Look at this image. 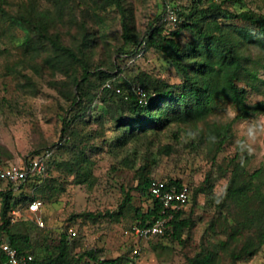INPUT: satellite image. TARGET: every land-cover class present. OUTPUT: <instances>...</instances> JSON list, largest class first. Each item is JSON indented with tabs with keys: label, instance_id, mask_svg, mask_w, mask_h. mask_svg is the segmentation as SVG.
Instances as JSON below:
<instances>
[{
	"label": "rangeland",
	"instance_id": "rangeland-1",
	"mask_svg": "<svg viewBox=\"0 0 264 264\" xmlns=\"http://www.w3.org/2000/svg\"><path fill=\"white\" fill-rule=\"evenodd\" d=\"M174 6L182 9L188 0H172ZM244 8L264 12V0H243ZM128 20L133 31L142 37L149 25L158 21L161 0H123ZM236 3L229 7L240 8ZM84 7V6H83ZM6 10L13 17L32 9L54 11L48 0H6ZM70 9V8H69ZM71 19L75 15L88 25L89 30H97L89 18H82L77 2H72ZM107 42L98 40L91 49L90 59L93 67L109 66L116 61V47L122 45L120 37V14L114 7L102 12ZM57 21L50 32H60L66 44L79 41L78 26L70 20ZM26 30L11 18L0 16V160L1 165L22 164L37 151L52 150L53 162L49 164L48 176L55 189L64 190L54 195L50 201H43L38 215L44 225L31 226L34 241L44 245H55L63 231H69L74 238V251L96 249L100 260L118 256L133 260L134 264H199L196 259L211 252L210 264H230L229 250L242 245L248 238L255 237L256 226L244 221L246 211L240 203L227 199L218 200L229 183L233 169H242L244 177L257 168H262L255 185L264 192V135L256 142L257 156H249L247 150L254 147L246 139L247 128L256 122H264V112L246 119H236L237 112L230 103H221L215 112L205 120L195 123H171L156 134L147 133L137 141L121 144L120 131L115 127L108 114L101 120V108H97L84 119L73 121L74 111L64 93L67 76L51 70L44 63L49 48L40 45L37 50L25 46ZM35 40V39H34ZM109 47V48H108ZM252 56L257 52L246 50ZM122 78L129 87L122 89L120 80L113 84L128 93L139 85L138 74L147 72L162 77L170 83L180 81L175 69L162 55L149 49L135 59L121 61ZM264 80V68L259 72ZM264 99V84L258 90H250L248 100L255 102ZM64 119L70 122L71 133L63 135ZM231 122V138L218 150L207 137L208 126ZM243 141V143H241ZM165 147H168L167 150ZM79 150L85 151L93 161L92 184H77L73 175L64 168L68 167ZM152 178L178 179L192 188L202 185L205 189L196 199L184 208L183 216L190 218L194 225L187 230L182 240L154 236L140 239L127 233L134 224L133 209L119 211L125 192L133 198L131 205L145 209L148 203L133 190L136 185L135 171L145 162H152ZM67 165V166H66ZM34 182L25 184L22 193L26 199L33 195ZM255 187V186H254ZM6 188L0 183V190ZM5 190V189H4ZM18 196L19 192L16 193ZM1 205V201H0ZM256 208V203L249 207ZM84 213H93L84 217ZM237 230L235 238L229 234ZM5 236L0 230V243ZM226 242V244H222ZM139 249L137 256L132 250ZM236 264H264V245L258 252Z\"/></svg>",
	"mask_w": 264,
	"mask_h": 264
},
{
	"label": "trees",
	"instance_id": "trees-1",
	"mask_svg": "<svg viewBox=\"0 0 264 264\" xmlns=\"http://www.w3.org/2000/svg\"><path fill=\"white\" fill-rule=\"evenodd\" d=\"M48 1L54 7L53 12L49 9H32L12 18L5 8L6 0H0V16L11 18L12 22L24 27L25 46L33 50H37L40 45L48 46L49 55L44 63L51 70L67 76L63 87L66 90L64 96L70 101V110L74 111L73 121L84 119L101 104V115L97 120L108 114L120 131V143L125 144L128 141H137L147 133L156 134L171 123L203 121L221 103L231 104L237 112L236 119H246L264 112V99L255 102L248 100L249 91L258 90L264 84V80L259 77L260 70L264 68V12L244 8L243 0H188L189 3L184 8L176 7L180 20L172 27L163 22L166 1L161 0L162 11L158 21L151 23L142 37L133 31L123 0ZM74 1L78 3L81 17L92 20L98 27L97 30H89L88 25L80 22L75 15L71 19L66 17L73 13ZM236 3L242 4L240 8L229 7ZM170 4L174 5L172 0ZM110 7H114L121 17L122 45L114 50L117 54L116 61H111L105 68L100 65L93 67L89 54L98 40L107 42L108 35L104 33L106 19L102 12ZM66 18L78 26L79 41L76 44H66L60 32H50V28L55 27L57 21ZM249 48L254 49L258 55L249 54L246 51ZM149 49L162 55L175 69L180 77L179 82L170 83L147 72L139 73V85L147 92L146 103H140L132 91L118 93L115 89L104 86L107 81L113 83L114 79H118L122 89L128 88L129 82L122 78L123 68L119 62L142 56ZM64 122L63 135L66 136L72 130L70 122L66 119ZM231 126V122L208 126L209 142L218 150L231 138ZM165 148L167 150L168 147ZM48 152L43 176H31L21 183L0 181L6 187L5 190H0V230L5 236L4 239H8L18 251H29L33 255L30 264H134L133 260H126L121 256L100 260L96 249L75 252L74 238L68 231L60 234L55 245H44L32 239L31 226H38L34 220L11 221L12 209L22 207L26 210L29 201L38 199L37 197L50 201L59 190H64L61 186L58 190L55 189L51 177L48 176L51 162L60 168V163H56L52 157V150ZM41 153L37 151L32 157ZM69 163L64 170L73 175L74 182L92 184L93 161L85 151L79 150L74 160ZM152 164L153 161L145 162L136 169L137 183L133 187L148 206L145 209L140 206L133 208V196L127 191L119 211L112 215H120L128 207L134 210V224L145 226L164 214L161 202L149 191L153 179L150 176ZM261 173L262 168H257L244 177L242 169L236 166L228 185L218 197L221 202L231 199L240 203L247 214L240 223L245 225L249 222L257 228L255 237L248 238L238 247L230 248V264L255 255L264 245V192L259 184L255 185V179L260 178ZM28 182H34L35 185L33 195L26 199L27 195L22 191ZM166 182L168 186L176 188L183 184L178 179H168ZM188 186L190 193L186 204L196 199L205 189L202 185L195 188ZM254 203L256 208L249 207ZM183 213L184 208L174 212L169 220L170 229L162 237L182 240L183 234L194 225ZM82 215L86 218L94 216L93 213ZM236 231L231 232L229 237L234 239ZM212 255L208 252L204 257L197 258L196 262L210 264ZM0 257H3L1 250Z\"/></svg>",
	"mask_w": 264,
	"mask_h": 264
},
{
	"label": "built area",
	"instance_id": "built-area-1",
	"mask_svg": "<svg viewBox=\"0 0 264 264\" xmlns=\"http://www.w3.org/2000/svg\"><path fill=\"white\" fill-rule=\"evenodd\" d=\"M166 1V9L163 13V22L168 26H175L179 22V15L176 11V7L170 4L171 0ZM107 88L115 89L120 93L121 89L115 87L111 81H107L104 85ZM140 103H146L147 92L142 85H136L132 88ZM49 156V152L41 153L31 157L29 162L22 164H0V181H12L14 183H21L31 176H43L46 171L45 159ZM152 196L157 198L163 207V215L156 218L155 221L149 225L140 226L138 224H132L127 233L134 235L140 239H147L154 236L162 237L165 232L170 229L169 220L173 217L174 212L183 208L189 198V186L183 183L179 188L175 186H168L165 179L153 178L149 188ZM43 206V202L39 199H34L28 202L26 210L22 207H16L10 212L11 221L17 220H34L38 226H43L44 222L38 215V212ZM170 211V212H169ZM169 212V213H168ZM70 233L72 229H69ZM0 250L3 257H0V264H30L33 260V255L27 251H18L14 248L8 239H4L0 243ZM139 249L134 248L132 250V256H137ZM125 264V263H122Z\"/></svg>",
	"mask_w": 264,
	"mask_h": 264
},
{
	"label": "clouds",
	"instance_id": "clouds-1",
	"mask_svg": "<svg viewBox=\"0 0 264 264\" xmlns=\"http://www.w3.org/2000/svg\"><path fill=\"white\" fill-rule=\"evenodd\" d=\"M261 135H264V122L253 123L247 128L246 139L250 142L251 145H254V147H249L247 150V154L249 156L258 155L256 150V142ZM241 143H243V141H241Z\"/></svg>",
	"mask_w": 264,
	"mask_h": 264
}]
</instances>
